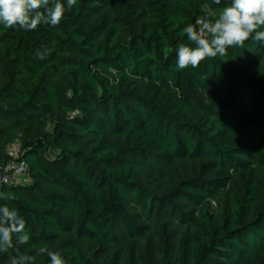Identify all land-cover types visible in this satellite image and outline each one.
I'll list each match as a JSON object with an SVG mask.
<instances>
[{
	"label": "trees",
	"instance_id": "1",
	"mask_svg": "<svg viewBox=\"0 0 264 264\" xmlns=\"http://www.w3.org/2000/svg\"><path fill=\"white\" fill-rule=\"evenodd\" d=\"M204 3L77 0L56 27L0 26V165L18 141L31 178L1 191L29 240L0 264H50L42 247L65 264H264V45L178 69Z\"/></svg>",
	"mask_w": 264,
	"mask_h": 264
},
{
	"label": "clouds",
	"instance_id": "2",
	"mask_svg": "<svg viewBox=\"0 0 264 264\" xmlns=\"http://www.w3.org/2000/svg\"><path fill=\"white\" fill-rule=\"evenodd\" d=\"M211 0L202 4L201 11L210 22L197 29L186 24L182 33L187 35L191 45L179 44L177 48L178 69L197 68L202 61L228 54L229 48H243L248 40L264 45V0ZM77 0H0V26L4 29L19 28L34 31L40 25L58 26L65 14L76 6ZM205 30L210 35H205ZM50 51V50H48ZM38 59H45V53L37 52ZM11 193L0 192V200H13ZM16 243L29 240L26 221L14 208L0 205V252H6ZM39 252L50 258V264H65L63 257L46 247ZM33 256L22 255L13 264H30Z\"/></svg>",
	"mask_w": 264,
	"mask_h": 264
},
{
	"label": "built area",
	"instance_id": "3",
	"mask_svg": "<svg viewBox=\"0 0 264 264\" xmlns=\"http://www.w3.org/2000/svg\"><path fill=\"white\" fill-rule=\"evenodd\" d=\"M207 23L202 19L198 20L199 27ZM199 28V29H200ZM205 33H208L205 30ZM22 145L18 141L12 142L7 147L8 161L0 165V192L5 185L27 184L31 181L28 172V163L21 157Z\"/></svg>",
	"mask_w": 264,
	"mask_h": 264
}]
</instances>
